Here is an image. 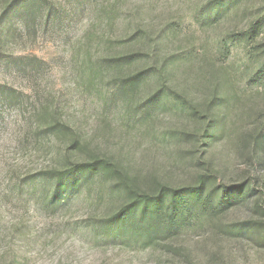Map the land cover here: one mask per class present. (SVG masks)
Returning a JSON list of instances; mask_svg holds the SVG:
<instances>
[{
  "label": "rangeland",
  "instance_id": "rangeland-1",
  "mask_svg": "<svg viewBox=\"0 0 264 264\" xmlns=\"http://www.w3.org/2000/svg\"><path fill=\"white\" fill-rule=\"evenodd\" d=\"M112 1L35 0L29 9L26 0H0V264H264V152L255 168L246 162L247 142L237 138L264 126V0H240L210 28L193 19L200 0H120L125 9L142 5L156 27L169 23L176 44L194 56L210 51L226 67L233 121L209 152L226 169L224 183L257 177L258 194L199 213L155 244L102 219L110 201L96 186L50 201L55 182L47 171L67 155L66 130L49 127L56 119L142 174L164 164L179 174L180 158L190 159L189 135L179 143L170 135L180 120L172 97L154 94L148 105L143 86L129 95L96 60L112 32ZM251 31L257 51L239 40ZM198 57L195 71L203 65Z\"/></svg>",
  "mask_w": 264,
  "mask_h": 264
},
{
  "label": "trees",
  "instance_id": "trees-1",
  "mask_svg": "<svg viewBox=\"0 0 264 264\" xmlns=\"http://www.w3.org/2000/svg\"><path fill=\"white\" fill-rule=\"evenodd\" d=\"M26 1L32 9L30 5L35 0ZM239 2L200 0L193 19L199 27L210 28L231 9L237 10ZM122 5L120 0L110 4L107 21L112 32L105 36V50L96 60L106 66V72L118 82L119 89L128 91L129 95L140 92L143 86L149 96L148 105L158 95L172 97L180 120L176 123L179 126L171 127L175 130L169 132L178 138L177 143L181 142L180 137L189 135L190 159L187 162L180 158L183 166L179 174L166 164L152 165L142 174L113 152L91 147L79 133L56 119L49 127L58 128L59 133H64L63 128L66 130L67 155L62 165L58 163L47 171L55 182L50 201L59 202L66 194H79L83 189L91 192L96 186L98 195L110 201L102 219L115 220L126 231L140 234L147 243L155 244L165 234L178 233L198 218L199 213L209 214L231 203L247 201L248 196L257 193L258 179L244 176L234 185L224 183L226 169L209 152L216 137L229 136L228 126L235 109L236 101L232 102L228 95L231 77L223 63L216 61L218 58L210 51L194 56L190 47L176 44L175 29L167 22L160 27L152 25L142 5L137 4L134 9ZM12 6L11 2L6 3L7 13ZM245 35L239 38L240 42L246 40L248 45L252 44V51H257L261 43L255 42L256 32ZM224 42L222 39L218 45ZM196 56L203 63L199 71L193 69L191 62ZM260 67L264 68V61ZM147 110L151 112L152 107ZM190 120L192 126H188ZM242 135L244 131L237 138L240 144L247 142L246 162L256 168L263 164L264 126L257 123L248 129L247 139Z\"/></svg>",
  "mask_w": 264,
  "mask_h": 264
}]
</instances>
